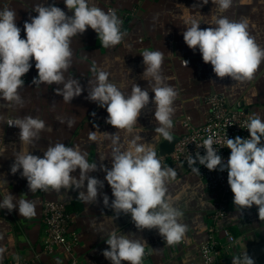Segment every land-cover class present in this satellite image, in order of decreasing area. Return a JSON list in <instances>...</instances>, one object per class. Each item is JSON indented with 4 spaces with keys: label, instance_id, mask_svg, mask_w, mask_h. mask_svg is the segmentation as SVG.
I'll return each mask as SVG.
<instances>
[{
    "label": "crops",
    "instance_id": "1",
    "mask_svg": "<svg viewBox=\"0 0 264 264\" xmlns=\"http://www.w3.org/2000/svg\"><path fill=\"white\" fill-rule=\"evenodd\" d=\"M96 6L108 12V7L117 10H128L136 7L137 15L131 18L130 34L123 47L103 48L97 34L88 28L83 34L72 38V66L65 73V78L78 79L83 91L70 103L63 101L57 95V85L32 84L38 73L35 61L29 70V80L19 89L22 105L0 100V116L5 118L0 122V200L3 193L9 191L14 197L24 198L36 203V215L29 219L21 217L18 209L9 212L0 209V247L5 251L0 257V264L10 260L29 258L32 264H111L103 256L108 249L105 243L108 234L116 229L120 234L131 235L144 240L148 248L146 263L153 264H203L200 244L207 237V226L215 205V193L207 188L205 183L184 165L168 160L161 163L163 167L174 168L175 180L167 184L166 197L173 206L182 213L181 223L187 225V232L181 243L168 246L157 229L140 231L132 221L131 215L123 213L116 215L111 208V187L105 180L106 172L111 169V142L98 137L96 141L89 139L91 131L101 133H116V129L107 124L108 113L97 103L87 99L88 81L95 79L92 69L104 70L109 73V81L115 84L126 95L130 94L133 83L142 89H147L149 104L141 110L137 125L132 135L118 131L122 141L131 139L138 133L142 141L151 144L157 152L163 138H156L154 93L148 81L143 79L145 65L142 52L144 50H159L164 54L162 74L167 79L165 83L172 86L178 93L174 101L172 134H181L183 128L178 121L189 115L195 125L206 122L209 108L206 96L213 91L223 93L231 104L241 100L250 113H258L264 119V62L260 64L250 81L236 82L229 77H216L210 64H205L198 50L188 48L183 40L185 21L191 17L200 20L201 29L211 25L213 15H221L211 0L203 4V0H91ZM36 4L44 6L55 5L66 12L64 0H0V10L5 7L17 12V26L21 28V38H25L23 25L37 15L33 11ZM230 20H240L246 17L248 31L257 45L264 48V0H233V6L222 13ZM140 38L143 40L140 41ZM184 61H187V65ZM94 114V115H93ZM31 115L38 116L46 122L45 130L40 133V139L29 146L30 154L43 157L44 151L56 143L66 146H79L86 153L89 163H96L97 170L89 173L91 177L102 181L104 186L99 189L96 203H86L79 199L81 189H61L60 192L37 190L30 192L27 180L21 175L22 169L15 174L11 167L15 161L14 154L22 148L19 139V128L7 125L9 120ZM64 122L61 123L60 121ZM74 123L70 127L68 121ZM106 157V158H105ZM105 158V159H104ZM79 176V169L72 173ZM109 198V206L103 203V196ZM48 200L60 201L67 206L79 207L74 213V227L80 234L81 242L73 253L57 248L49 253L43 250L41 242L44 234L42 208ZM223 229L228 228L235 236L230 253L246 252L254 264H264V218H259L258 207L241 210L233 205V195L229 204L228 217L221 222ZM223 234L221 238L223 241ZM225 264L228 255L220 252ZM127 264V262H124Z\"/></svg>",
    "mask_w": 264,
    "mask_h": 264
},
{
    "label": "clouds",
    "instance_id": "2",
    "mask_svg": "<svg viewBox=\"0 0 264 264\" xmlns=\"http://www.w3.org/2000/svg\"><path fill=\"white\" fill-rule=\"evenodd\" d=\"M208 2L203 0V4ZM211 2L221 15H213L211 25L204 29H201V21L195 17L187 19L182 33L184 43L194 52L199 51L203 62L212 66L216 77H229L236 82L250 81L264 62V48L257 45L250 35L246 17L236 21L222 15L233 6V0ZM64 4L72 15H67L55 5L36 4L33 11L37 15L23 25L25 38H21V28L16 23L17 12L8 7L0 10V100L9 105H22L19 89L24 87L23 77L32 68L34 60L38 75L33 78L32 84L57 85L56 94L61 95L64 102L70 103L83 91L78 79L65 78V73L72 66V38L91 28L105 49L123 41L126 33L121 31L122 21L115 11L106 12L91 0H64ZM141 55L145 65L142 78L148 81L154 93V118L158 123L156 138L162 137L172 142L173 105L178 93L165 83L167 78L162 74L164 54L159 50H144ZM184 62L187 65V61ZM92 71L95 79L88 81L87 99L106 108V123L117 130L116 133H101L98 130L89 133L92 141L103 137L111 142L112 167L110 170L103 169L114 197L111 208L116 215L130 214L140 231L157 229L168 246L181 243L187 225L181 223L183 213L166 197L167 184L177 175L175 169L163 167L154 147L141 142L138 133L125 141L117 134L124 131L132 135L141 110L150 102L148 90L133 83L130 94L126 95L109 81L108 72L95 67ZM4 121L5 118L0 116V122ZM73 123L72 120L68 121L70 127ZM7 125L19 128L22 144L21 150L14 154L11 172L15 174L22 169L21 175L26 178L30 192L81 189L87 181L86 192L80 191L78 198L86 203H96L99 189L104 184L89 175L97 170V164L89 163L86 153L79 146L50 144L43 157L33 155L28 148L40 139L46 122L38 116L26 115L8 121ZM246 130L249 132L248 138L227 137L224 142V147L230 149L227 161L217 154V149L213 147L216 141L209 136L202 144L206 154L197 153L195 159L189 157L188 165L195 173H200L199 168L195 167L197 161L210 171L218 168L220 171L227 170L233 205L241 210L256 205L259 218H264V119L258 113H253L248 117ZM77 169L78 177L72 175ZM103 203L109 206L106 194ZM0 209L9 212L18 209L21 217L29 219L36 215L34 201L14 197L9 191L3 193ZM105 243L109 247L102 254L111 264H143L148 248L144 240L113 229ZM4 251L0 247V257ZM232 264H254V261L246 252H242L232 258Z\"/></svg>",
    "mask_w": 264,
    "mask_h": 264
},
{
    "label": "built area",
    "instance_id": "3",
    "mask_svg": "<svg viewBox=\"0 0 264 264\" xmlns=\"http://www.w3.org/2000/svg\"><path fill=\"white\" fill-rule=\"evenodd\" d=\"M108 11H115L119 19L122 21L121 31L124 28L125 20L133 18L137 15V8L133 7L128 10H117L108 7ZM143 39L140 38V41ZM24 81L29 80V72L23 77ZM206 103L209 108L208 117L204 124L195 125L192 117L186 115L178 120L183 128V132L178 134L179 137L175 144L174 150L168 155H162L160 149L156 152L157 158L161 163L170 160L176 164L184 165L189 171L192 168L188 165V158L195 156L197 153L205 155L206 151L202 147L203 141L211 136L216 143L213 147L217 149V154L224 161L230 156V149L225 146L228 138L234 139L236 136L248 138L249 132L246 130L248 117L252 115L246 110L241 100L231 104L228 98L220 92H210L206 96ZM12 121V120H9ZM195 167L199 168L200 173H195L207 186L209 190L215 193V205L210 216V224L207 226V237L200 244V253L203 264H223L220 252L228 255L225 264H232V258L235 253H230L231 246L236 239L233 233L228 229L221 227V222L228 217L229 204L233 195L227 183V170L220 171L208 170L204 165H200L197 161ZM44 234L42 237V248L44 251L52 253L57 248H63L68 253H73L81 242V237L77 229L74 227V213L68 210L67 204L48 200L44 202L42 208ZM223 234V238H221ZM148 253L143 260L146 263ZM29 258L10 260L7 264H32ZM76 264V262H74Z\"/></svg>",
    "mask_w": 264,
    "mask_h": 264
},
{
    "label": "water",
    "instance_id": "4",
    "mask_svg": "<svg viewBox=\"0 0 264 264\" xmlns=\"http://www.w3.org/2000/svg\"><path fill=\"white\" fill-rule=\"evenodd\" d=\"M173 141L168 142L166 140H163V142L160 144V153L162 155H168L173 152L175 144L177 143L179 137L176 134H172Z\"/></svg>",
    "mask_w": 264,
    "mask_h": 264
},
{
    "label": "trees",
    "instance_id": "5",
    "mask_svg": "<svg viewBox=\"0 0 264 264\" xmlns=\"http://www.w3.org/2000/svg\"><path fill=\"white\" fill-rule=\"evenodd\" d=\"M130 21H131V18H129L128 20H125V22H124V28H123L122 32H124L126 34H125V36L123 38V41L120 44L116 45L119 48L124 46V42L129 37V34H130V25H131ZM78 208L79 207H76V206L75 207L69 206L68 207V210H70L72 212V211L78 210Z\"/></svg>",
    "mask_w": 264,
    "mask_h": 264
}]
</instances>
